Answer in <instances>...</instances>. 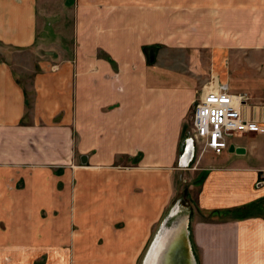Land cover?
Returning a JSON list of instances; mask_svg holds the SVG:
<instances>
[{"label": "crops", "instance_id": "crops-1", "mask_svg": "<svg viewBox=\"0 0 264 264\" xmlns=\"http://www.w3.org/2000/svg\"><path fill=\"white\" fill-rule=\"evenodd\" d=\"M0 44L57 52L29 88L0 58V264H137L188 171L198 264H264V133L180 165L207 71L233 78L204 55L264 52V0H0ZM250 99L244 116L264 123Z\"/></svg>", "mask_w": 264, "mask_h": 264}, {"label": "rangeland", "instance_id": "rangeland-1", "mask_svg": "<svg viewBox=\"0 0 264 264\" xmlns=\"http://www.w3.org/2000/svg\"><path fill=\"white\" fill-rule=\"evenodd\" d=\"M61 6L63 5H61L60 2L52 3V6L50 9H52L53 12L56 13L55 15L56 18H53L52 21H49L50 23L48 26H50L52 22H55L57 20L59 26L58 25L56 26L53 25V26L57 27L56 29H58V31H61V26H63V30H62L63 33H61L60 35H57L58 39L60 41V37H63V41L66 40L68 43L71 40V38H69L68 36L70 35L69 29L72 27V20L69 19L70 16L68 14V11L67 13L65 12V14H63L64 11L63 12L61 11ZM65 15L69 17H66ZM61 16L62 17L65 16L63 20L60 19ZM52 36L51 38H53ZM0 47H1L0 58L7 57V53H9L10 57L12 55L14 59L20 61L21 74H22L21 79H22V83L26 86V88L30 87L31 78H32V73L29 72V69L31 68V70H33L34 66L37 64V61H39L40 59H43L46 56H50V55L52 57L57 55V52L54 49H50V46L48 44L47 45L44 44L40 46L37 45L36 47L21 51V52H15V50H10L9 48H7L6 46L2 44H0ZM233 51L226 53L224 56L220 57L218 61L217 60L212 61L211 56L205 57L204 55V63H206L207 65L212 64V66L215 67L216 69H221V70L223 69V72L225 71L227 74L229 73V75L233 74V78L231 75L229 77L228 82H223V81L218 80V78L214 74L211 75L212 71L209 70L206 73L207 74L206 82H205V85L202 86V88L204 89L205 86L207 87L209 85L226 84L229 86L230 90L235 93H240L241 90L244 89L245 91H242V92L246 93L249 97H251L250 101L264 105V52L246 51L242 53L240 57L238 56L239 52H233ZM215 63H217L218 66H214ZM221 64H224V65H221ZM237 64L241 66L239 68V74L238 72L236 73ZM240 72L241 73L244 72V73L240 74ZM247 85L257 86L256 90H258L259 93L258 94L256 93V94L260 96H256V97L253 96V94L250 93L252 92L251 91L252 89L246 88L248 87ZM191 116L192 115H190V118H189L190 122H191ZM190 130H191V127H190ZM197 154L198 155H196V159L199 157V152ZM196 159L193 162H191V164L195 163ZM189 167L191 168L192 166L190 165ZM189 167H185V168L189 169ZM187 173H188L187 175L184 173H181L180 175L177 176L175 180V194H174V197L172 198L171 204L169 205L167 211L165 212L164 217H166V215L169 213V211H171L174 205L178 204L180 206L179 213L180 214H182V212L188 213L190 215V220H192V214L194 210V207H193L194 200H193L192 195L195 194V191L194 189H190V183L194 182L195 184L196 181L194 177H192V174L191 173L189 174V171ZM176 217L177 216L172 218L168 222V225H171L176 220ZM190 226H191V223H190ZM67 246L71 247V244H66L65 247ZM46 261L47 260L45 258L38 259L37 261L34 262V264H45ZM66 262H68L67 264H78V259L70 258L69 260H66V258H61V259L59 258L58 260H55L54 263L52 264H65ZM49 263L51 264V262ZM84 263L87 264V261H85ZM137 264H143V259H138Z\"/></svg>", "mask_w": 264, "mask_h": 264}, {"label": "built area", "instance_id": "built-area-1", "mask_svg": "<svg viewBox=\"0 0 264 264\" xmlns=\"http://www.w3.org/2000/svg\"><path fill=\"white\" fill-rule=\"evenodd\" d=\"M250 97L232 92L228 85L205 86L191 116L189 139L201 157L207 151L222 154L229 147V139L247 132L264 133V123L246 118L241 105ZM198 155V154H197ZM264 183V171L262 172Z\"/></svg>", "mask_w": 264, "mask_h": 264}, {"label": "water", "instance_id": "water-1", "mask_svg": "<svg viewBox=\"0 0 264 264\" xmlns=\"http://www.w3.org/2000/svg\"><path fill=\"white\" fill-rule=\"evenodd\" d=\"M231 150L236 152H244L243 148H235L234 146L231 147ZM195 151L194 143L191 139H189V136H186L183 142L182 154L180 156V165L182 167H189L194 158ZM183 160L185 161L183 162ZM179 209L180 206L178 204L174 205L171 211H169L166 217H164L162 220L154 236V239L143 258V264H149L150 260H152L154 257L160 256V253L163 256L167 255V258L171 260L170 264H198L190 243V215L185 212L180 214ZM175 216H177L176 220L171 225H168V222ZM175 228H178V231H180L177 236L178 242H175V244L170 246H164L162 249L161 247L163 242L165 243L166 241H169L167 239H169V237L172 235H175L171 234V231ZM160 249L162 250L160 251Z\"/></svg>", "mask_w": 264, "mask_h": 264}, {"label": "bare ground", "instance_id": "bare-ground-1", "mask_svg": "<svg viewBox=\"0 0 264 264\" xmlns=\"http://www.w3.org/2000/svg\"><path fill=\"white\" fill-rule=\"evenodd\" d=\"M184 161L185 160H183V162ZM179 232L180 231H178V228L173 229L171 231V234H175V235H172L171 237H169V239H167L169 241H166L167 243L166 242L165 243L163 242V245H162L161 248L163 249L164 246L173 245V244H175V242L177 243L178 242L177 241V236H178ZM186 244H188V243H186ZM162 249H160V251ZM163 252H165V251H163ZM159 255L160 256L154 257L152 260H150V263L149 264H170L171 260L169 258H167V255H164L163 256L161 253Z\"/></svg>", "mask_w": 264, "mask_h": 264}]
</instances>
